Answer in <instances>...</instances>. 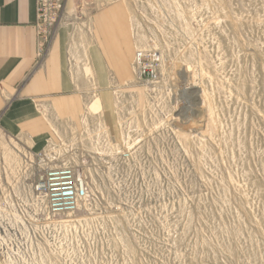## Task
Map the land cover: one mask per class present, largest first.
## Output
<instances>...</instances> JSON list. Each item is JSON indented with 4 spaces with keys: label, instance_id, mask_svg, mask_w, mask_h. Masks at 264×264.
<instances>
[{
    "label": "rangeland",
    "instance_id": "1",
    "mask_svg": "<svg viewBox=\"0 0 264 264\" xmlns=\"http://www.w3.org/2000/svg\"><path fill=\"white\" fill-rule=\"evenodd\" d=\"M47 28L79 117L42 161L0 132V264H264V0H63ZM142 48L162 54L143 85ZM90 54L119 80L103 98ZM66 167L87 197L53 215L32 184Z\"/></svg>",
    "mask_w": 264,
    "mask_h": 264
},
{
    "label": "crops",
    "instance_id": "2",
    "mask_svg": "<svg viewBox=\"0 0 264 264\" xmlns=\"http://www.w3.org/2000/svg\"><path fill=\"white\" fill-rule=\"evenodd\" d=\"M70 59L63 40L40 47L36 0H0V132L35 155L52 142L55 121L73 123L79 117ZM92 60L93 69L82 64V82L91 84L94 76L103 98L119 80L102 55Z\"/></svg>",
    "mask_w": 264,
    "mask_h": 264
},
{
    "label": "built area",
    "instance_id": "3",
    "mask_svg": "<svg viewBox=\"0 0 264 264\" xmlns=\"http://www.w3.org/2000/svg\"><path fill=\"white\" fill-rule=\"evenodd\" d=\"M62 2L63 0H36L37 32L41 48L49 41L47 26H51L56 20ZM161 64L162 54L159 50L137 49L133 63L136 83L143 85L157 79ZM43 152L36 155L31 153L30 161L34 157L42 161L45 155ZM32 185V193L36 195L40 205L53 215L74 212L87 197V183L78 170L71 167L43 169L38 172L37 181Z\"/></svg>",
    "mask_w": 264,
    "mask_h": 264
},
{
    "label": "bare ground",
    "instance_id": "4",
    "mask_svg": "<svg viewBox=\"0 0 264 264\" xmlns=\"http://www.w3.org/2000/svg\"><path fill=\"white\" fill-rule=\"evenodd\" d=\"M195 96V95H194ZM195 98V97H193ZM192 99V98H191ZM197 99V98H196ZM193 100V99H192ZM195 100V99H194ZM99 109H100V106H99V101L97 98H94L93 100H91L89 103L87 102V105H86V111L88 113H92V114H95V113H99ZM188 111V110H187Z\"/></svg>",
    "mask_w": 264,
    "mask_h": 264
}]
</instances>
